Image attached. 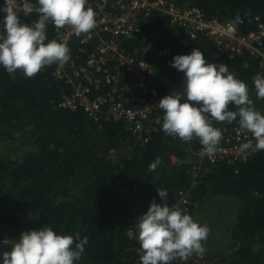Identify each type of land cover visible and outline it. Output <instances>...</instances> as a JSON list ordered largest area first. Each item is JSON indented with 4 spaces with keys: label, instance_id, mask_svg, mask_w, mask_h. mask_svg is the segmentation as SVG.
<instances>
[{
    "label": "trees",
    "instance_id": "trees-1",
    "mask_svg": "<svg viewBox=\"0 0 264 264\" xmlns=\"http://www.w3.org/2000/svg\"><path fill=\"white\" fill-rule=\"evenodd\" d=\"M172 1L197 6L221 21L240 17L243 33L255 30L256 16L264 24V0ZM55 35L56 27L49 24L48 39ZM143 35L154 44L148 56L154 66L151 83L161 95L179 93L184 86V74L170 66L173 57L199 48L209 63L227 65L246 83L256 110L264 114V100L257 99L253 84L261 66L248 51L218 54L207 36L190 38L158 12L144 18L143 34L126 43L127 50L139 55ZM56 65L32 78L0 67V241L14 242L24 231L50 226L61 235L88 237L78 264H139L138 242L129 235L137 218L153 200L161 202L157 190L166 189L170 200L189 190V214L211 200L237 206L225 244L217 245L215 257L207 254L212 261L264 264V151L233 164L222 161L192 184L190 165L201 147L198 140L166 135L161 119L141 143L120 122L95 123L81 110L61 107L68 84L55 77ZM213 126L222 130L238 122L214 121ZM157 158L162 163L151 171Z\"/></svg>",
    "mask_w": 264,
    "mask_h": 264
},
{
    "label": "clouds",
    "instance_id": "clouds-1",
    "mask_svg": "<svg viewBox=\"0 0 264 264\" xmlns=\"http://www.w3.org/2000/svg\"><path fill=\"white\" fill-rule=\"evenodd\" d=\"M87 0H3L0 5V67L27 78L53 64L70 60L65 43L48 39L49 24L70 28L76 35L90 33L96 20ZM35 15L30 23L20 19ZM234 23H242L236 17ZM170 66L184 74L181 92L164 96L157 104L162 110V131L185 142L198 140L202 153L216 155L222 131L213 122H238V131L251 139L239 145L237 153L246 159L264 151V114L257 111L246 83L234 76L225 64L209 63L199 48L190 54L175 55ZM257 99L264 100V75L253 79ZM237 110L233 111L229 105ZM157 158L149 165L155 171ZM162 203L153 200L146 213L136 220L139 264H172L187 261L194 253L203 255L208 227L189 214L169 206L168 191L157 190ZM80 233L58 234L52 227L24 231L18 239L0 241V264H78L88 244Z\"/></svg>",
    "mask_w": 264,
    "mask_h": 264
},
{
    "label": "built area",
    "instance_id": "built-area-1",
    "mask_svg": "<svg viewBox=\"0 0 264 264\" xmlns=\"http://www.w3.org/2000/svg\"><path fill=\"white\" fill-rule=\"evenodd\" d=\"M86 7L95 12L96 24L90 33L76 35L67 26L56 28L55 39L65 43L71 53L69 62L57 64L53 72L56 78L68 84L59 105L81 110L95 123L120 122L141 143L148 140L162 119L163 113L157 104L164 96L151 83L154 66L148 56L154 50L153 42L143 35L137 48L139 55L127 50L125 44L143 34L144 18L150 14L166 15L172 25L182 28L190 38L199 34L207 36L218 54L232 56L248 51L259 60L264 75V24L258 16L254 19L255 30L243 33L240 23H234L233 19L221 21L207 17L197 6H181L172 0H87ZM21 18H24L22 13ZM74 45L77 51H73ZM81 56L84 58L78 60ZM173 93L178 92L171 91L169 95ZM221 131L222 139L214 157L204 155L202 146L194 152L190 165L192 184L222 161L233 164L244 160L237 149L251 139V134L240 133L238 126L223 127ZM167 203L189 214L190 191L180 190L177 199H168ZM137 234V227L129 230L131 238L137 240ZM181 262L216 264L205 253H194ZM172 264H180V261Z\"/></svg>",
    "mask_w": 264,
    "mask_h": 264
},
{
    "label": "rangeland",
    "instance_id": "rangeland-1",
    "mask_svg": "<svg viewBox=\"0 0 264 264\" xmlns=\"http://www.w3.org/2000/svg\"><path fill=\"white\" fill-rule=\"evenodd\" d=\"M214 205V201L211 200L209 203L204 204L201 209H193L191 215L195 221L199 224L210 226V234L207 235V239L203 241V247L205 252L211 257L217 255L218 250L217 245L225 244L228 238V228L229 224L233 221L236 211V204L229 201L223 200ZM150 205V204H149ZM223 209L221 210V208ZM208 227V225H206ZM222 241V242H221Z\"/></svg>",
    "mask_w": 264,
    "mask_h": 264
},
{
    "label": "flooded vegetation",
    "instance_id": "flooded-vegetation-1",
    "mask_svg": "<svg viewBox=\"0 0 264 264\" xmlns=\"http://www.w3.org/2000/svg\"><path fill=\"white\" fill-rule=\"evenodd\" d=\"M209 230V229H208ZM210 234V231H208V235ZM206 255H207V253L206 252H204Z\"/></svg>",
    "mask_w": 264,
    "mask_h": 264
},
{
    "label": "crops",
    "instance_id": "crops-1",
    "mask_svg": "<svg viewBox=\"0 0 264 264\" xmlns=\"http://www.w3.org/2000/svg\"><path fill=\"white\" fill-rule=\"evenodd\" d=\"M174 159V158H173ZM206 225H208V229L210 228V226H209V224L208 223H206Z\"/></svg>",
    "mask_w": 264,
    "mask_h": 264
}]
</instances>
